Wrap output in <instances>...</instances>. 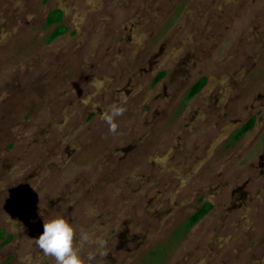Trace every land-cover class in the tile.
<instances>
[{
    "label": "rangeland",
    "instance_id": "1",
    "mask_svg": "<svg viewBox=\"0 0 264 264\" xmlns=\"http://www.w3.org/2000/svg\"><path fill=\"white\" fill-rule=\"evenodd\" d=\"M258 198L264 0H0V264H264Z\"/></svg>",
    "mask_w": 264,
    "mask_h": 264
},
{
    "label": "clouds",
    "instance_id": "2",
    "mask_svg": "<svg viewBox=\"0 0 264 264\" xmlns=\"http://www.w3.org/2000/svg\"><path fill=\"white\" fill-rule=\"evenodd\" d=\"M123 109H114L111 115L104 119L110 125V131L115 132L117 125L114 117L121 115ZM87 237L82 236L81 239ZM76 230L63 216H55L44 220L43 232L37 238L40 249L48 256L54 258L55 264H84V260L75 247Z\"/></svg>",
    "mask_w": 264,
    "mask_h": 264
},
{
    "label": "trees",
    "instance_id": "3",
    "mask_svg": "<svg viewBox=\"0 0 264 264\" xmlns=\"http://www.w3.org/2000/svg\"><path fill=\"white\" fill-rule=\"evenodd\" d=\"M46 25L51 26V25H56L54 31L51 34V38H55L58 35H61L63 33H65V27L62 24V14L61 11L58 9H54L48 12L47 16H46ZM204 81L203 79L199 80L194 87L192 88V90L190 91V95H194L199 88H201V86L203 85ZM252 125V120H250L241 130V132L238 134L240 135L241 133H244L247 129H249ZM238 137V136H237ZM209 205L208 204H204L202 206V208L192 217L191 222H194L196 219H198L199 217H201L208 209H209ZM3 233L4 231L2 229H0V239H4L3 238ZM9 237L7 239H4V241H8Z\"/></svg>",
    "mask_w": 264,
    "mask_h": 264
},
{
    "label": "flooded vegetation",
    "instance_id": "4",
    "mask_svg": "<svg viewBox=\"0 0 264 264\" xmlns=\"http://www.w3.org/2000/svg\"><path fill=\"white\" fill-rule=\"evenodd\" d=\"M250 120H252V125H253V123H254V117H251V118H249L248 119V121H246L245 123H243V125H241L237 130H236V134H235V137L236 138H238V137H240L241 135H243V134H245L247 131H249L250 129H251V127H252V125H251V127L249 128V129H247L244 133H241L240 135H238L240 132H241V130L243 129V127L250 121ZM238 136V137H237ZM258 200L260 201V202H262V200H261V198H258ZM262 203H264V202H262ZM204 204H206V203H203L201 206H200V208L194 213V215L202 208V206L204 205ZM259 204H261V203H259ZM209 209H210V207H209ZM208 209V210H209ZM208 210L204 213V214H206L207 212H208ZM262 211H264V205H263V208H262ZM261 211V212H262ZM203 214V215H204Z\"/></svg>",
    "mask_w": 264,
    "mask_h": 264
}]
</instances>
